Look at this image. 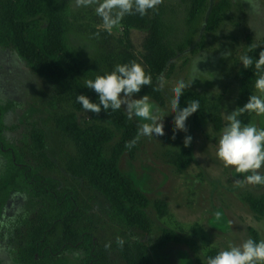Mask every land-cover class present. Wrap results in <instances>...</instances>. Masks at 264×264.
Masks as SVG:
<instances>
[{
	"label": "rangeland",
	"instance_id": "obj_1",
	"mask_svg": "<svg viewBox=\"0 0 264 264\" xmlns=\"http://www.w3.org/2000/svg\"><path fill=\"white\" fill-rule=\"evenodd\" d=\"M221 1L227 7L219 26L212 32L203 29L206 12L194 23H188L190 0H163L152 10L160 14L166 45L180 50L164 83L159 82L164 99V105L159 107L167 115L163 119L165 135L141 137L134 157L124 155L119 162L120 171L150 202L147 215L151 228L147 234L113 223L105 201L84 182L78 183L66 173V163L75 154L74 145L56 130L54 121L73 110L69 104L55 101L52 86L34 75L13 50L0 47V105L12 104V110L3 118L7 128L3 137L9 143L27 148L31 130L43 132L50 161L47 175L58 183L59 193H77L82 212L73 229L93 235L106 264H124L115 247L118 236L124 241L146 244L153 264H197L211 251L218 253L252 238L251 232L257 241L264 240V211L258 214L249 204L264 198V186L236 187L234 181L242 177L233 169L224 168L215 155L220 131L226 124L225 115L236 108L240 57L249 45L259 50L264 41V0H208L207 9ZM70 7L69 46L94 77L110 73L114 69L113 59L127 49L123 28L114 29L111 35L100 30L97 35L96 26L101 21L94 13V6L76 8L71 0ZM127 39L135 53L143 52L145 33L131 30ZM228 52L230 55L225 58ZM179 81L190 84L185 90L219 102V132L214 131L209 120L195 125L190 116L186 120L187 131H177L175 139L172 138L175 113H171L169 101ZM123 109L124 106L121 110L126 114ZM80 119L87 123L85 115ZM132 122L137 128L142 121L133 118ZM250 122L264 128V116L250 114L247 123ZM186 136L191 137L187 147L183 143ZM111 147L106 149L107 156ZM185 148L191 162L178 172L174 160ZM2 168L0 158V172ZM260 171L264 174V168ZM156 202L164 204L163 216L155 212ZM59 212L60 208L47 198L32 200L13 194L0 216V264H21L27 231L40 217L52 220ZM216 212L222 214L220 220H216ZM64 229L60 226L52 232L49 237L52 246L60 242ZM164 229L186 237L192 248L176 244L160 247L158 242ZM106 243L111 244L107 250ZM83 259L84 255L74 259L72 254L63 253L51 264H80Z\"/></svg>",
	"mask_w": 264,
	"mask_h": 264
},
{
	"label": "trees",
	"instance_id": "obj_2",
	"mask_svg": "<svg viewBox=\"0 0 264 264\" xmlns=\"http://www.w3.org/2000/svg\"><path fill=\"white\" fill-rule=\"evenodd\" d=\"M70 1L0 0V47L13 50L34 75L52 86L55 101L67 103L73 110L58 116L54 121L56 130L74 145L75 154L66 163V173L76 182H84L105 201L113 223L147 234L151 228L147 215L150 202L119 169L120 159L124 155L133 158L137 151L138 143L132 149L125 148V143L136 136L137 128L121 109L115 112L109 109L105 112L101 106V112L94 114L85 112L76 100L77 95H86L91 102L98 103V95L85 87L84 81L95 77L67 42ZM207 2L208 0H190L187 21L192 24L206 12L203 29L212 32L219 26L227 5L221 1L207 9ZM121 24L127 49L113 59L114 67L130 61L142 65L145 73L151 75L152 84L142 87L141 92L135 95H148L150 100L162 107L164 99L159 87V77L169 74L171 63L180 50H172L166 45L158 12L150 10L143 17L138 14L125 16ZM131 30L145 33L143 52L139 55L132 50L127 39ZM250 46L245 55L254 59L253 65L245 69L241 64L236 74V108L242 107L249 95L255 93V60L259 58V52L264 50V41L259 50H250ZM157 88L160 90H155ZM190 100H198L200 103L199 110L191 115L192 122L198 125L200 121L209 120L214 131L219 132V102L207 95L184 90L179 107H186ZM11 110L10 103L0 105V158L3 160L0 172V216L13 194H22L32 200L47 198L60 208L56 218L48 220L46 216H42L27 231L23 244L24 261L21 264H51L61 254L76 251L84 255L80 264H106L93 235L88 231L73 229L82 212L77 203V193H59L58 183L47 175L50 161L43 132L32 129L27 148L4 139L3 133L7 128L3 118ZM81 115L87 117V123L80 121ZM249 115L244 113L239 119L246 124ZM110 145L112 147L107 156L106 149ZM190 162L191 155L186 148L174 160L178 172L185 170ZM249 204L253 211L263 213L264 198L250 201ZM153 207L159 216L164 215L163 203L156 202ZM60 226L65 228L62 238L56 246H52L49 237ZM251 236L256 240L254 232H251ZM167 244L193 246L186 237L164 229L158 245L162 247ZM115 247L124 264H153L149 258L148 246L141 241L126 240L122 248L118 244ZM216 254V251L209 252L204 261H198L197 264H206V259Z\"/></svg>",
	"mask_w": 264,
	"mask_h": 264
},
{
	"label": "clouds",
	"instance_id": "obj_3",
	"mask_svg": "<svg viewBox=\"0 0 264 264\" xmlns=\"http://www.w3.org/2000/svg\"><path fill=\"white\" fill-rule=\"evenodd\" d=\"M163 0H74V7L88 8L94 6V13L101 23L97 27V35L100 30L109 35L114 29L122 27L125 16L136 15L143 17L150 10H156ZM254 46H250L253 50ZM230 52L225 53L228 57ZM245 69L253 65L251 56L240 57ZM257 78L254 82L255 94L248 97L247 102L232 112L225 115L226 124L221 129L216 143V158L224 168H231L242 179L234 181L235 186H264V128H258L254 123H242L240 116L244 113L264 116V50L259 52V58L255 60ZM159 82L164 83V77H159ZM152 84V77L145 73L142 65L135 61L115 65L110 73L97 75L94 79L84 81L86 88L93 90L98 95V103H93L86 95H77L76 100L85 112L99 114L103 108L105 112L122 109L129 120L137 118L141 123L137 125V134L125 143V148L132 149L141 137H160L165 135L162 109L149 101V96L133 98L141 92L142 87ZM190 84L179 81L172 89L173 96L169 101L173 118V139L177 131H187L186 120L200 108L198 100H190L186 107L180 108L179 101ZM155 90H160L159 88ZM102 106V108H101ZM191 137L184 138V146L190 145ZM221 213L216 212V220L221 219ZM116 243L122 248L125 241L121 237L116 238ZM111 247L105 244V249ZM73 258H78L83 253H72ZM206 264H264V240L256 241L252 238L244 240L239 245L232 244L227 250L219 251L214 257H208Z\"/></svg>",
	"mask_w": 264,
	"mask_h": 264
},
{
	"label": "flooded vegetation",
	"instance_id": "obj_4",
	"mask_svg": "<svg viewBox=\"0 0 264 264\" xmlns=\"http://www.w3.org/2000/svg\"><path fill=\"white\" fill-rule=\"evenodd\" d=\"M6 205V204H5ZM4 208V207H3Z\"/></svg>",
	"mask_w": 264,
	"mask_h": 264
}]
</instances>
